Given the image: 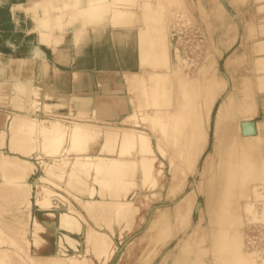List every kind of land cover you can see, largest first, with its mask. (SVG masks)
I'll list each match as a JSON object with an SVG mask.
<instances>
[{"label": "bare ground", "instance_id": "obj_1", "mask_svg": "<svg viewBox=\"0 0 264 264\" xmlns=\"http://www.w3.org/2000/svg\"><path fill=\"white\" fill-rule=\"evenodd\" d=\"M190 6L210 34L198 46L200 57L193 67L183 52L185 32L176 24L182 13L192 15ZM23 8L33 10L41 43H61L59 39L70 31L75 55L83 58L80 63L93 62L105 70L100 72L103 78L94 82V93L89 88L84 93L76 82L88 76L86 70L74 71L70 93L48 90L39 80L29 86L22 81L13 84L11 107L0 114V194L11 192L26 222L10 228L13 236L0 220V264H110L115 257L114 264H152L158 256V264H163L170 252L176 254V248L202 230L206 239L208 233L211 238L212 247L203 249L211 251L212 264H264V242L251 234L264 233V117L250 121L258 113L252 103L247 105L250 88L241 96L245 81L246 87L252 81L242 84L241 77L235 79L236 72L230 70L232 76L228 72L226 78L217 68L221 53L217 54L220 46L212 31L226 18L222 2L34 0ZM54 27L56 35L50 33ZM255 33L264 38V21ZM237 47L223 56L229 64L236 62ZM112 54L115 60L110 59ZM253 59L264 64L263 54ZM113 64L118 67L107 69ZM44 68L42 64L40 69ZM256 70L263 88L264 67ZM257 86V91L262 90ZM244 99L249 115L236 122L235 111L240 110L236 103ZM215 122L223 128V136L217 133L212 149H206ZM201 129L204 145L199 149ZM234 132L240 133L236 143L242 149L227 164L224 146ZM235 177L241 179L238 189ZM160 198L171 203L154 206L145 218ZM33 208L56 221L52 253H42L48 229ZM136 227H141L140 232L130 235L128 231ZM125 235L128 239L123 241ZM202 260L197 257L196 264Z\"/></svg>", "mask_w": 264, "mask_h": 264}, {"label": "rangeland", "instance_id": "obj_2", "mask_svg": "<svg viewBox=\"0 0 264 264\" xmlns=\"http://www.w3.org/2000/svg\"><path fill=\"white\" fill-rule=\"evenodd\" d=\"M221 2H222V4H223V6H224V8H225V12L224 13H226L225 14V16H226V18H225V16H224V18H225V20H227V18H229V20L228 21H225L224 19L223 20H221V22H219V27H218V25L216 26V28H214V30L212 31V33H213V35H215L217 38H216V40H218L217 41V47H219V50H220V48H221V50L219 51L218 50V52H217V54H219V53H221V57H219V59H218V63H217V68H219V71H220V73L223 75V76H227L228 75V72H229V74H231V76H232V73H233V75L235 74V72L237 73V75L235 74V79H237V78H239L238 80H240L241 81V79H240V77L242 78V84L244 83V81L245 80H248L249 82H251L252 83V85L250 86V87H248V85H247V87H246V82L247 81H245V83L243 84V86H245V87H242L241 89H243L242 90V92H241V96H243V97H245L244 95H245V92L247 91L246 89L248 88H250L249 89V91L246 93L247 95H246V98H249V95H248V93L250 94V102H249V100H248V103H247V105L248 104H251L252 103V105L256 108V109H258V105H261L262 106V108H263V110H264V87L262 88V84H261V81H262V79L261 78H257L256 79V72H257V70H256V67L257 66H260V67H264V64L263 65H260V64H262L261 62H260V60H254L253 59V56L254 55H258V54H262V52H264V38H262V37H260V36H258V34H256L255 32L257 31V29H258V26L260 27V25H261V23L264 21V12H262V11H264V0H220ZM257 3H260V5L259 4H257ZM259 5L260 7L261 6H263V7H261V8H259V7H257V5ZM262 4V5H261ZM257 7V9H255L256 7ZM17 7H20V6H17ZM254 7V8H253ZM253 8V9H252ZM190 11L192 12V15H189L188 17H185V16H183V13H182V17H179V18H177V27L179 26V27H181L183 30H184V32H185V34H184V38H183V41H182V45H183V52L185 53V55H187V57L191 60V62H190V66L192 65V63H193V61H196V60H198L199 59V57H200V50H199V47L198 46H201L202 44H204L205 43V41H206V39L208 40L209 38H210V34H208L209 32L207 31V26H206V23H204L202 20H201V17L199 16V13L198 12H196V9L195 8H193V6H190ZM255 9V10H254ZM262 10V11H260V10ZM257 10H259V11H257ZM26 11H28V12H31L32 13V15H33V10L30 8V9H27ZM255 11H257V12H260V13H257L256 14V12ZM183 12H184V10H183ZM256 14V15H255ZM263 14V15H262ZM70 14H68V15H66V17L67 16H69ZM257 15H259V16H257ZM262 16V17H261ZM262 18V20H260ZM185 19H187V20H185ZM182 20V21H181ZM183 20H185V21H183ZM224 21V23H226L225 25H224V23L222 24V22ZM233 21V22H232ZM256 21H261L260 22V24H259V22H256ZM227 22H228V24H227ZM255 23H257V25L255 24ZM175 24V25H176ZM218 24V23H217ZM230 24V25H229ZM234 24V25H233ZM252 24V25H251ZM174 25V26H175ZM221 25V26H220ZM227 25H228V27H227ZM251 26V27H250ZM256 26H257V28H256ZM69 25L68 24H65V25H63V29H64V31L66 30V31H68V29H69ZM198 27V28H200L201 29V31H203V36L205 37H201L200 36V34L198 33V31H197V29L196 28ZM223 27V28H222ZM231 27V28H230ZM233 27H234V29H233ZM254 27V28H253ZM220 28V29H219ZM225 28H226V30H225ZM253 29V30H252ZM50 30V29H49ZM51 30H52V28H51ZM223 30V31H222ZM229 30V31H228ZM230 30H232V31H230ZM221 31H222V33H221ZM225 31V32H224ZM53 32V33H52ZM219 32H220V35H219ZM229 32H230V34H229ZM234 33V35H233V33ZM50 33L53 35V34H55L56 35V29H55V27H54V29H53V31H50ZM226 33V34H225ZM229 34V36H228V34ZM232 33V34H231ZM236 33V34H235ZM239 34V35H238ZM222 35H223V38H221L222 37ZM219 36V37H218ZM221 36V37H220ZM234 36V37H233ZM244 36V38L243 39H241L242 37ZM225 37V38H224ZM236 37V38H235ZM241 37V38H240ZM219 38V39H218ZM228 38V39H227ZM53 39V38H52ZM222 39V40H221ZM230 39V40H229ZM231 39H233V41H231ZM235 39V40H234ZM261 39V40H260ZM60 40V42H63L64 41V39H59ZM63 40V41H62ZM239 40H241V41H239ZM255 40H259L260 42H255ZM223 41H225L224 43H222ZM243 41V42H242ZM219 42V43H218ZM221 42V43H220ZM227 42V43H226ZM229 42V43H228ZM238 42H240V43H238ZM244 43V44H242V43ZM54 43V42H53ZM52 43V44H53ZM232 43V44H231ZM237 43H238V45H237ZM223 44V45H222ZM229 44H230V46H229ZM240 44V45H239ZM207 45H208V42H207ZM226 45V46H225ZM228 45V46H227ZM243 45V46H242ZM244 45H245V47H244ZM237 47L236 48V52H235V55L236 56H233L234 57V60L236 61V62H233V63H231V64H229L226 60L227 59H225V57L223 58V56H227L228 57V54H229V52H230V49L232 48V47ZM239 46H240V48L241 47H244V48H242L243 50H240L239 49ZM228 47V48H227ZM224 48H226V50L224 49ZM230 48V49H229ZM255 48H257V49H259V50H257V51H260V52H255L254 51V49ZM239 49V50H238ZM256 50V49H255ZM262 50V51H261ZM222 51V52H221ZM224 51V52H223ZM229 51V52H228ZM240 51H242V52H240ZM243 51H244V53H243ZM241 54H240V53ZM226 53H227V55H226ZM237 53V54H236ZM215 54V56H216V52L214 53ZM240 55H241V58H240ZM243 55V56H242ZM264 55V54H263ZM114 55L112 54L111 55V58L110 59H113L114 57H113ZM218 56H220V55H217V57ZM236 58V59H235ZM221 59H223V60H221ZM237 59H238V61H237ZM114 60H115V58H114ZM234 60H232V61H234ZM243 60V61H242ZM225 62V63H224ZM226 62H227V64H226ZM240 62V63H239ZM234 63H235V65H234ZM260 63V64H259ZM225 64L227 65V66H225ZM256 64H259V65H256ZM232 65V66H231ZM190 66H188L187 68H189ZM228 66H230V69L229 68H227ZM192 67H193V65H192ZM232 68V69H231ZM232 71V73H231V71ZM261 71H263V70H261ZM244 72V73H243ZM258 72H260V71H258ZM264 72V71H263ZM243 73V74H242ZM237 76V77H236ZM230 77V76H229ZM227 78V77H226ZM261 79V81H260V84H259V80ZM257 80V81H256ZM256 81V82H255ZM263 81H264V79H263ZM231 82H232V78H231ZM251 83H249V84H251ZM262 83H264V82H262ZM247 84H248V82H247ZM256 85H259V86H261V88H262V90H259V91H257V89H259V88H256ZM259 86H257V87H259ZM227 87H228V85H227ZM260 88V89H261ZM245 89V90H244ZM244 91V92H243ZM242 93H244V95H242ZM255 96V98H256V100L253 102V100H252V97H254ZM262 98H263V101H262ZM251 100H252V102H251ZM245 102V99H244V101L241 103V104H239L238 105V103H236L235 105L236 106H238L239 108H240V110H238L237 108L238 107H235L237 110L235 111L236 113H237V111H238V113H240V114H238L237 113V119H236V122L238 121V120H242L241 122H243V119L245 118V116L246 115H249L248 113L249 112H247V110H248V108L246 109L245 108V106L244 105H246V102ZM254 103V104H253ZM256 104V105H255ZM231 104H229V106H230ZM242 105H243V107H242ZM246 105V106H247ZM251 105V106H252ZM248 106H250V105H248ZM250 106V107H251ZM231 107V109H229L230 111H232V109H233V107L232 106H230ZM242 108L246 111V112H242L243 110H242ZM18 110V109H17ZM19 110H22V109H19ZM240 111V112H239ZM235 113V114H236ZM251 113V112H250ZM254 115H255V113H254ZM262 117H264V116H261V115H258V113H257V115L256 116H253V117H250V121H252V122H255V121H257L258 119H260V118H262ZM209 120H211V116H210V118H209ZM245 121V120H244ZM213 122H214V120H213ZM209 123H211V121L209 122ZM216 125H218V127L216 126ZM215 127V128H214ZM213 128L214 129H212V127H211V131L212 132H215V134H211L210 136H209V142L207 143V142H205V143H207V144H205L204 145V134H203V130L201 129L200 130V133H199V137L197 138V140H198V142L196 141V146L197 147H199V149H201L200 147L201 146H203V147H205L206 146V149L207 148H211L212 149V145H211V141L212 142H214L215 141V139H216V136H217V133H218V136L221 138L222 136H223V134H222V130H223V128L222 127H220L219 126V123L217 122V124H216V122H215V126H214V123H213ZM218 128H220V130L218 129ZM219 130V132H218V130ZM213 130H215V131H213ZM221 132V133H220ZM232 134V133H231ZM233 134H234V136H233ZM232 135H229V138H228V145L226 144L224 147H225V149H224V155H225V157H226V159H224L225 160V162L228 164V163H230V161H232L233 160V155L235 156V153H238V151L240 150V149H242V147L240 148V146H238V143H236L237 142V137L239 136L238 134H240V133H237V132H234ZM206 136H207V133H206ZM215 138H214V137ZM214 140H213V139ZM231 138H232V141H231ZM234 138V139H233ZM236 139V140H235ZM230 141V142H229ZM202 142V143H201ZM233 143V144H232ZM214 144V143H213ZM236 144V145H235ZM215 145V144H214ZM231 145H232V147H231ZM227 146V147H226ZM236 146H237V148H236ZM228 147H229V149H228ZM234 148H235V150H234ZM239 148V149H238ZM233 149V150H232ZM238 149V150H237ZM3 150L5 151V152H7L8 151V149H7V147H4L3 148ZM232 150V151H231ZM196 151H200V150H196ZM229 151H230V153H229ZM235 151H237V152H235ZM226 153H228V155L226 154ZM234 153V154H233ZM232 154V155H231ZM231 155V157H229ZM188 162H190V161H188ZM225 163V165H227ZM225 167H227V166H225ZM230 167V166H229ZM228 167V168H229ZM40 173V170H39V167H38V171L36 172V175H38ZM195 177H197L196 176V174L194 175ZM232 181H233V178L231 179ZM234 181H236V186H237V189H238V187H239V184L241 183V179L239 178V180L235 177L234 178ZM245 181H247V180H245ZM227 182H230V180L229 179H227L226 180V183ZM248 182H250V181H247V183ZM209 191H210V189H208V191H206V192H208L209 193ZM11 192L9 191V192H6V191H3L1 194H0V220L2 221V223L4 224V227H5V231L6 232H8L9 234H11V235H13V236H16L15 234H13V233H11V231H10V228H21L23 225H25L24 223L26 222L25 221V219H26V216L25 215H22L20 212H21V210H19L18 209V207H17V201H15V199H13V197L11 196V195H9ZM248 193V192H247ZM246 194V193H245ZM244 194V195H245ZM200 198V200L202 201L203 200V196H202V194H199L198 195V199ZM245 198V197H244ZM170 199H171V197H170ZM241 199H243V197L241 198ZM228 202V201H227ZM171 202H170V200H168V199H157L156 201H154V203L148 208V210H147V212H146V214H145V218H148L149 216H150V214H151V211H152V209H153V207L154 206H156V205H159V204H170ZM223 204H224V202H222ZM8 208V209H7ZM223 208H222V206H220L219 208H218V211H220L221 212V210H222ZM227 209H228V207H227ZM12 210V211H11ZM225 210H226V208H225ZM230 211V210H229ZM14 212V213H13ZM17 212V213H16ZM33 214H34V216H36L37 218H38V220H40L41 222H43L45 225H46V227H47V229H48V231L46 232V236L44 237L45 238V240H46V242L45 243H43V244H41V247H43L42 248V253H52V252H54L55 251V249H56V239H57V236H58V230H55V225H56V221H55V219L54 220H51L49 217H47V216H45L43 213L44 212H42V211H38V210H36V208H33V212H32ZM12 214V215H11ZM21 215V216H20ZM247 215L248 214H245L244 216L246 217V219H247ZM87 216V215H86ZM88 217V216H87ZM221 217H222V215H221ZM100 218L101 217H99V218H97L98 220V223H100V224H102V222H103V220H102V218H101V220H100ZM21 219H24V220H21ZM103 219H105V218H103ZM100 221V222H99ZM252 224H254V222L252 223ZM134 224L132 223V225L131 226H133ZM141 226H143V224L141 225ZM29 227H30V224H28V221H27V227H26V230H27V236L30 238V236H29ZM260 228V227H259ZM258 228V229H259ZM140 229H141V227H136V228H134V229H131L130 231H128V232H130L129 234L131 235L132 233L133 234H137V233H139L140 232ZM127 232V231H126ZM258 232H260V230L258 231H255V232H253L252 231V233L251 234H255L256 233V236L257 237H259V239H258V242L260 241V243L261 242H264V239H263V237L262 236H264V233H261V236L260 235H257L258 234ZM198 234H199V236H198ZM205 234V230L203 231H200V232H195V234H194V239H192V238H190V239H192V240H187V244L185 245V246H183L181 249H175V252H176V254L174 253V252H170V254L168 255V257H166L165 258V261H164V263L163 264H165V262L166 261H168V262H170L171 264H190V263H187L186 261H188V260H192L191 262L193 263V261L195 262V263H193V264H196V261L195 260H197V257H199L200 256V258L201 259H203L202 261H201V263L199 262L198 264H212V262H213V260H212V257H211V251L210 250H204L203 248L205 247V248H208V249H210L212 246H211V238L209 237V233L207 234V239H206V235H204ZM197 236V237H196ZM201 236V237H200ZM203 236H205V238L203 237ZM203 237V238H202ZM78 238V237H77ZM200 238V240L198 241V239ZM261 238V239H260ZM79 240H81V235H79V238H78ZM128 239V236H126L125 235V238H124V240L123 241H126ZM207 241H205V240ZM202 240H204V242L202 241ZM255 241H256V239H255ZM21 243H22V241H20ZM196 242V243H195ZM199 242V243H198ZM196 244V245H195ZM204 244V245H203ZM208 244V245H207ZM123 245H124V242H122L121 244H119L118 245V247H120V249H122L123 248ZM169 245L170 244H168L166 247H169ZM195 245V246H194ZM200 245V246H199ZM202 245V246H201ZM193 246H194V248H195V254H193L194 256H191L190 255V252H191V250L193 249ZM210 247V248H209ZM120 249L118 250V252L120 251ZM199 249V250H198ZM197 252V253H196ZM199 253V255H197ZM206 253H207V256L205 257V255H206ZM208 253H209V255H208ZM201 255L203 256V257H201ZM194 257V258H193ZM208 257V258H207ZM207 258V259H206ZM205 259V260H204ZM117 260V257H115L114 258V260L113 261H111L110 262V264H114L115 263V261ZM174 260H175V262L176 263H174ZM161 261V258L158 256L154 261H153V263L152 264H158L159 262ZM210 261V262H209ZM186 262V263H185ZM209 262V263H208ZM191 263V264H192ZM125 264V263H124ZM127 264H135V262H127Z\"/></svg>", "mask_w": 264, "mask_h": 264}, {"label": "crops", "instance_id": "obj_3", "mask_svg": "<svg viewBox=\"0 0 264 264\" xmlns=\"http://www.w3.org/2000/svg\"><path fill=\"white\" fill-rule=\"evenodd\" d=\"M33 1L0 0V114L11 107L9 98L15 82L22 81L29 86L39 80L48 90L58 88L60 92L70 93L76 81L74 71L86 70L88 76L76 82L84 93L88 88L94 93V82L103 78V72H100L105 69L102 67L93 62L89 65L80 63L83 58L75 55L70 31L64 35V41L56 45L39 41L33 15L23 8ZM42 64H45L44 70L40 69ZM116 67L113 64L107 69ZM258 115L264 116L261 105H258Z\"/></svg>", "mask_w": 264, "mask_h": 264}]
</instances>
